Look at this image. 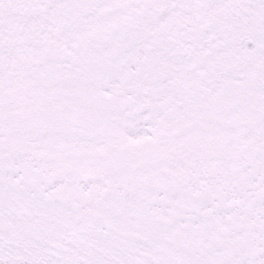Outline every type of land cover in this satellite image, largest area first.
<instances>
[{"label":"snow or ice","instance_id":"snow-or-ice-1","mask_svg":"<svg viewBox=\"0 0 264 264\" xmlns=\"http://www.w3.org/2000/svg\"><path fill=\"white\" fill-rule=\"evenodd\" d=\"M0 264H264V0H0Z\"/></svg>","mask_w":264,"mask_h":264}]
</instances>
